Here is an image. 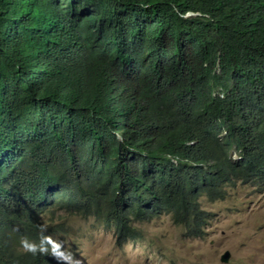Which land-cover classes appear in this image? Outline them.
<instances>
[{"label": "trees", "instance_id": "obj_1", "mask_svg": "<svg viewBox=\"0 0 264 264\" xmlns=\"http://www.w3.org/2000/svg\"><path fill=\"white\" fill-rule=\"evenodd\" d=\"M237 180L264 184V0H0V264H61L56 210L202 234Z\"/></svg>", "mask_w": 264, "mask_h": 264}, {"label": "rangeland", "instance_id": "obj_2", "mask_svg": "<svg viewBox=\"0 0 264 264\" xmlns=\"http://www.w3.org/2000/svg\"><path fill=\"white\" fill-rule=\"evenodd\" d=\"M200 207L207 217L199 235L165 212L133 221L134 236L125 240L95 216L56 210L43 218L63 226L53 236L61 264H264V184L237 180L223 199L202 196Z\"/></svg>", "mask_w": 264, "mask_h": 264}, {"label": "water", "instance_id": "obj_3", "mask_svg": "<svg viewBox=\"0 0 264 264\" xmlns=\"http://www.w3.org/2000/svg\"><path fill=\"white\" fill-rule=\"evenodd\" d=\"M230 256H231L230 251H228V250L225 251V252L223 253V255L221 256V261H222V262H227V261L229 260Z\"/></svg>", "mask_w": 264, "mask_h": 264}, {"label": "clouds", "instance_id": "obj_4", "mask_svg": "<svg viewBox=\"0 0 264 264\" xmlns=\"http://www.w3.org/2000/svg\"><path fill=\"white\" fill-rule=\"evenodd\" d=\"M188 15H194V13H188ZM220 96H221V94H220ZM232 157L234 159H238V160L241 159V157L238 155L237 152H233ZM52 239L55 240L53 237H52ZM55 241L57 242V240H55Z\"/></svg>", "mask_w": 264, "mask_h": 264}, {"label": "built area", "instance_id": "obj_5", "mask_svg": "<svg viewBox=\"0 0 264 264\" xmlns=\"http://www.w3.org/2000/svg\"><path fill=\"white\" fill-rule=\"evenodd\" d=\"M221 96H223V94H221Z\"/></svg>", "mask_w": 264, "mask_h": 264}]
</instances>
